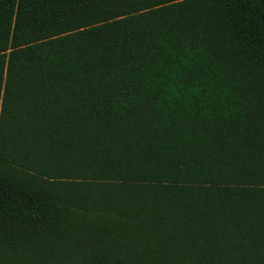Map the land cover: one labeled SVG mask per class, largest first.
Instances as JSON below:
<instances>
[{
  "label": "trees",
  "instance_id": "trees-1",
  "mask_svg": "<svg viewBox=\"0 0 264 264\" xmlns=\"http://www.w3.org/2000/svg\"><path fill=\"white\" fill-rule=\"evenodd\" d=\"M0 264H264V0H0Z\"/></svg>",
  "mask_w": 264,
  "mask_h": 264
}]
</instances>
